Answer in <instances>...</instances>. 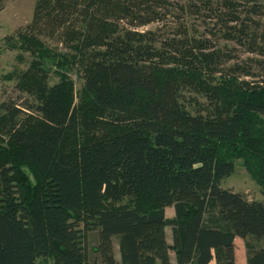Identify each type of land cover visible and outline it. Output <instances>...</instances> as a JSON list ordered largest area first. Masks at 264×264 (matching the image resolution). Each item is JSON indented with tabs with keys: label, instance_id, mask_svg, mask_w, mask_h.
I'll return each instance as SVG.
<instances>
[{
	"label": "trees",
	"instance_id": "obj_1",
	"mask_svg": "<svg viewBox=\"0 0 264 264\" xmlns=\"http://www.w3.org/2000/svg\"><path fill=\"white\" fill-rule=\"evenodd\" d=\"M4 45L0 264H264L221 184L264 196V0H37Z\"/></svg>",
	"mask_w": 264,
	"mask_h": 264
},
{
	"label": "rangeland",
	"instance_id": "obj_2",
	"mask_svg": "<svg viewBox=\"0 0 264 264\" xmlns=\"http://www.w3.org/2000/svg\"><path fill=\"white\" fill-rule=\"evenodd\" d=\"M36 1L8 0L5 8L0 12V77L17 66L24 67V63H21L23 61L18 60L16 52L6 49L4 39L8 35H12L18 28L25 27L32 21ZM239 53L240 58L245 59L248 56L246 53ZM258 78L261 80L260 77ZM221 184L223 188H232L235 191L248 192L252 198L259 200L264 198L258 184L243 166L242 159H236L234 161L233 174L224 179ZM167 211H173L172 207H169ZM168 215L171 216L170 213ZM235 261L237 264L246 262V247L240 238L236 241ZM212 264H215V262Z\"/></svg>",
	"mask_w": 264,
	"mask_h": 264
},
{
	"label": "crops",
	"instance_id": "obj_3",
	"mask_svg": "<svg viewBox=\"0 0 264 264\" xmlns=\"http://www.w3.org/2000/svg\"><path fill=\"white\" fill-rule=\"evenodd\" d=\"M167 209H168V208H167ZM167 209H166V215H167L168 217H171L172 215H174V209H173V208H172L173 211H171V212H168ZM168 213H170L171 216H169ZM238 238H239V237H237V238L235 239V244H236V241H237ZM240 239H241V238H240ZM241 240H242V239H241ZM242 241H243V240H242ZM243 242H244V241H243ZM212 263H213V262H212ZM212 263H211V264H212ZM246 263H247V261H246L245 263H242V264H246ZM236 264H237V262H236Z\"/></svg>",
	"mask_w": 264,
	"mask_h": 264
}]
</instances>
